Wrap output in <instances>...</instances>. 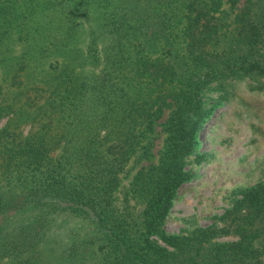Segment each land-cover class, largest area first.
Masks as SVG:
<instances>
[{"label":"trees","instance_id":"1","mask_svg":"<svg viewBox=\"0 0 264 264\" xmlns=\"http://www.w3.org/2000/svg\"><path fill=\"white\" fill-rule=\"evenodd\" d=\"M87 8L94 35L65 52ZM57 9L65 40L45 45L37 14ZM12 29L26 44L0 53V264H262L264 179L219 224L162 225L203 95L264 87V0H0V42Z\"/></svg>","mask_w":264,"mask_h":264},{"label":"rangeland","instance_id":"2","mask_svg":"<svg viewBox=\"0 0 264 264\" xmlns=\"http://www.w3.org/2000/svg\"><path fill=\"white\" fill-rule=\"evenodd\" d=\"M58 11L37 14V21L50 29L45 45L61 46L65 40L69 19ZM95 14L87 8L75 21L81 29L75 40H65V52H83L94 35ZM9 35L0 42V53H22L26 42L17 40V29ZM260 80L264 83V77ZM203 97L208 113L196 132L194 153L188 155L183 167L191 177L175 190L163 220L166 233L186 234L197 227L219 224V217L239 191L264 179V87L257 88L251 79L229 80L223 88L208 90ZM69 226L83 232L80 221Z\"/></svg>","mask_w":264,"mask_h":264}]
</instances>
